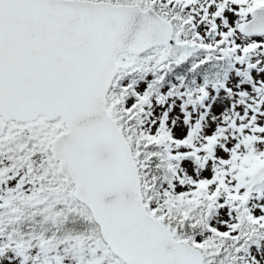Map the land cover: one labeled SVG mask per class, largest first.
I'll return each instance as SVG.
<instances>
[{
  "label": "snow or ice",
  "instance_id": "snow-or-ice-1",
  "mask_svg": "<svg viewBox=\"0 0 264 264\" xmlns=\"http://www.w3.org/2000/svg\"><path fill=\"white\" fill-rule=\"evenodd\" d=\"M0 264H264V0H0Z\"/></svg>",
  "mask_w": 264,
  "mask_h": 264
}]
</instances>
